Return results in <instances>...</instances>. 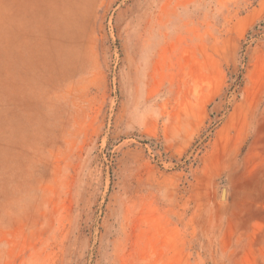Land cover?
<instances>
[{"label": "rangeland", "instance_id": "374dc122", "mask_svg": "<svg viewBox=\"0 0 264 264\" xmlns=\"http://www.w3.org/2000/svg\"><path fill=\"white\" fill-rule=\"evenodd\" d=\"M0 264H264V0H0Z\"/></svg>", "mask_w": 264, "mask_h": 264}, {"label": "trees", "instance_id": "16d2710c", "mask_svg": "<svg viewBox=\"0 0 264 264\" xmlns=\"http://www.w3.org/2000/svg\"><path fill=\"white\" fill-rule=\"evenodd\" d=\"M248 40H250V35L248 36ZM241 80H242V77L238 76L237 79L235 80V82L233 83V87H235V86L239 87L241 85Z\"/></svg>", "mask_w": 264, "mask_h": 264}]
</instances>
